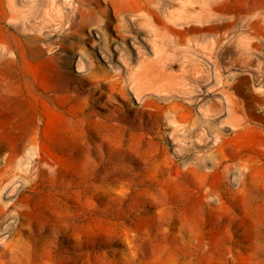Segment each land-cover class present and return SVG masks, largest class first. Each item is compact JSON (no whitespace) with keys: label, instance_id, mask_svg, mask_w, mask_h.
I'll return each mask as SVG.
<instances>
[{"label":"rangeland","instance_id":"374dc122","mask_svg":"<svg viewBox=\"0 0 264 264\" xmlns=\"http://www.w3.org/2000/svg\"><path fill=\"white\" fill-rule=\"evenodd\" d=\"M151 1L0 0V264H158L153 245L191 235L172 201H197L181 172L208 153L194 181L215 248L220 138L264 161V0ZM184 6L202 22L142 17ZM248 231L264 245V226Z\"/></svg>","mask_w":264,"mask_h":264},{"label":"bare ground","instance_id":"6f19581e","mask_svg":"<svg viewBox=\"0 0 264 264\" xmlns=\"http://www.w3.org/2000/svg\"><path fill=\"white\" fill-rule=\"evenodd\" d=\"M11 1V0H10ZM13 1V0H12ZM58 0H55V2ZM81 1V6H83L85 4V2H90V0H79ZM127 1V0H126ZM129 1V0H128ZM239 3H245L247 2V0H237ZM43 2V1H42ZM41 2V3H42ZM48 2V1H47ZM46 2V4H47ZM115 2V1H114ZM132 2V1H131ZM130 2V3H131ZM134 2V0H133ZM137 3V1H135ZM140 2V0H139ZM149 2V0H148ZM151 3H153L150 0ZM149 2V3H150ZM213 2V1H212ZM10 3V2H9ZM32 3V2H31ZM50 3V2H49ZM57 3V2H56ZM70 3V2H69ZM73 3V2H72ZM125 3V2H124ZM150 3V4H151ZM36 4V3H35ZM43 4V3H42ZM87 4V3H86ZM133 4V3H132ZM139 4V3H137ZM148 4V3H147ZM40 5V4H39ZM49 5V4H47ZM96 5V4H95ZM135 5V4H134ZM143 5V3H142ZM53 6V5H52ZM74 6V5H73ZM80 6V5H79ZM102 6V5H101ZM117 6V5H116ZM139 6V5H138ZM158 6V5H156ZM183 6V5H182ZM214 4L212 5L213 8ZM55 7L58 9V7L55 5ZM54 7V8H55ZM96 7V6H95ZM99 7V6H98ZM119 7V6H118ZM185 7V6H184ZM182 7L181 9H171V10H166V9H150L147 10L148 14L147 15H143L142 17H144L145 20H157L158 22H165V19H162V16L164 15L167 19L169 20H173V21H179L180 18H192L194 21L192 22H202V17L199 16V14H192V10L187 9V7ZM81 8V7H79ZM90 8V7H89ZM124 8V7H123ZM121 7V9H123ZM151 8V7H150ZM153 8V7H152ZM156 8V7H155ZM167 8V6H166ZM173 8V7H172ZM70 9V8H69ZM73 9V8H72ZM76 9V7H75ZM74 9V10H75ZM120 9V8H119ZM118 9V10H119ZM147 9V8H146ZM145 10V12H147ZM71 10V9H70ZM127 10V9H126ZM126 10H124L126 12ZM129 10V9H128ZM143 10V9H142ZM166 10V11H165ZM97 11V10H96ZM108 11V10H107ZM106 11V12H107ZM120 11V10H119ZM140 11V10H139ZM74 12V11H73ZM72 12V14H74ZM93 12V11H92ZM124 12V13H125ZM71 13V12H70ZM80 13V12H79ZM86 13V12H85ZM95 13V12H94ZM105 13V12H104ZM127 13V12H126ZM125 13V14H126ZM130 13V12H129ZM128 13V15H129ZM135 13V12H133ZM91 14V13H90ZM93 14V13H92ZM108 14V13H107ZM116 14V13H115ZM121 14V12L119 13ZM131 14V13H130ZM139 14V13H138ZM146 14V13H143ZM27 15V14H25ZM86 16V14H83ZM87 15H89V13H87ZM95 15V14H94ZM123 15V14H122ZM136 15V14H134ZM212 15V13H211ZM73 16V15H72ZM81 16V15H80ZM107 16V15H106ZM127 16V14H126ZM131 16V15H130ZM163 16V18H164ZM61 16H59L60 19ZM124 17V16H123ZM15 18V17H14ZM109 18V17H107ZM119 18V17H118ZM27 19V18H26ZM78 19V18H77ZM75 18V20H77ZM117 19V18H116ZM115 19V20H116ZM143 19V20H144ZM154 20V21H155ZM191 20V19H190ZM9 21V20H7ZM107 21H110L107 19ZM120 21V20H117ZM134 21V20H133ZM142 21V20H141ZM187 21V20H186ZM76 21H74L75 23ZM100 22V20H99ZM156 22V21H155ZM157 22V23H158ZM188 22V21H187ZM59 23V21H58ZM77 23H79L77 21ZM115 23V22H114ZM145 23V22H144ZM148 23V22H147ZM167 23V22H166ZM260 23V19L256 18L255 20L251 21L248 25L253 26L254 24H258ZM83 24V23H82ZM108 24V22H107ZM117 24V23H116ZM115 24V25H116ZM129 24V23H128ZM132 24V23H131ZM134 24V23H133ZM169 24V23H168ZM172 24V23H170ZM176 24V23H173ZM180 24V23H179ZM183 24V23H182ZM76 25V24H75ZM110 25V24H109ZM149 25V23L147 24ZM165 25V24H163ZM80 26V25H79ZM117 26V25H116ZM171 26V25H170ZM177 26V25H176ZM125 27V26H124ZM150 27V26H149ZM153 27V26H152ZM168 28V27H167ZM166 28V29H167ZM79 29V28H78ZM126 29V28H125ZM128 30V29H127ZM126 30V31H127ZM172 30V29H171ZM105 31V30H104ZM123 31V30H122ZM125 31V30H124ZM150 31V30H149ZM155 31V30H154ZM162 31V30H161ZM160 31V33H161ZM174 31V30H173ZM176 31H180V30H176ZM151 32V31H150ZM149 32V33H150ZM164 32V30H163ZM162 32V33H163ZM171 32V31H170ZM156 33V32H155ZM181 33V32H180ZM121 35V32L119 33ZM154 34V33H153ZM159 34V33H158ZM173 34V32H172ZM170 35V34H169ZM169 37L172 38V37ZM176 35V34H175ZM162 35H160L161 37ZM164 36V35H163ZM10 37V36H9ZM174 37V34H173ZM177 37V36H176ZM153 38V37H152ZM155 38V37H154ZM164 38V37H163ZM184 38V37H183ZM159 39H162L159 38ZM167 39V38H166ZM174 39V38H172ZM178 39H182V38H178ZM178 39H176L178 41ZM157 40V39H156ZM163 40V39H162ZM168 40V39H167ZM175 40V41H176ZM186 40V39H185ZM125 41V40H124ZM165 38L164 41L165 42ZM176 41V44H177ZM181 41V40H180ZM180 41L178 43H180ZM170 42V40H169ZM172 42V40H171ZM170 42V43H171ZM158 45L160 44V42H157ZM169 43V45H170ZM218 43L217 40H215V45ZM156 44V42L154 43ZM174 44V43H172ZM107 45V43H106ZM153 45V43H152ZM163 45V44H162ZM213 45V48L214 46ZM110 46V44H109ZM167 46V45H166ZM123 47V46H122ZM126 47V46H125ZM154 47V46H153ZM156 48V47H155ZM128 50V49H127ZM139 50V49H138ZM160 50V47H159ZM169 50V49H167ZM213 50V49H212ZM120 52V50L118 51ZM124 52V51H123ZM122 52V53H123ZM126 52V51H125ZM156 52V51H155ZM159 52V51H158ZM164 52V51H163ZM213 52V51H211ZM111 53V52H110ZM121 53V52H120ZM121 53V54H122ZM109 54V52H108ZM155 54H159V53H155ZM110 55V54H109ZM113 55V54H112ZM124 55V54H122ZM140 55V54H139ZM161 55V54H160ZM215 56L217 57V52H215ZM123 56H121L122 58ZM129 57V56H128ZM141 57V56H140ZM160 57V56H159ZM210 57V56H209ZM214 57L216 60L217 58ZM112 58V57H111ZM125 58V57H124ZM146 58V57H144ZM142 57V59H144ZM110 59V58H108ZM147 59V58H146ZM210 59V58H209ZM111 60V59H110ZM123 60V58H122ZM165 60V58H164ZM163 60V62H164ZM211 60H213L211 58ZM125 63V59L123 60ZM122 62V61H121ZM127 62V60H126ZM140 62V61H139ZM158 62V61H157ZM162 62V63H163ZM129 63V62H128ZM130 64V63H129ZM195 64V62H194ZM212 64V63H211ZM141 65V63H140ZM215 65V64H214ZM128 66V65H127ZM186 66V65H185ZM197 65H194V68ZM140 67V66H139ZM138 69H141L139 68ZM192 68V67H191ZM193 68V69H194ZM137 69V70H138ZM199 69V68H198ZM128 70V69H127ZM126 70V71H127ZM132 71V69H130ZM182 70V69H181ZM184 70V69H183ZM182 70V71H183ZM192 70V69H191ZM197 70V69H195ZM187 71V69H186ZM186 71L182 72V74L186 75ZM137 72V71H136ZM195 72V71H194ZM198 72V70L196 71ZM129 73V71L127 72ZM134 73V72H133ZM132 73V74H133ZM131 74V75H132ZM190 76V75H189ZM189 76L187 75V77L189 78ZM185 77V76H184ZM193 77V76H192ZM192 77L190 79H192ZM194 78V77H193ZM185 79V78H184ZM186 81L188 79H185ZM184 80V82H185ZM130 82V80H129ZM128 82V83H129ZM106 83V82H105ZM119 82L117 81H111L110 85H111V90L112 91H116L119 94H123L124 91V86L118 85ZM134 84L136 82H133ZM131 84L130 88L132 87ZM179 83V82H178ZM103 85V84H102ZM145 85V84H144ZM173 85V84H172ZM141 87V84L138 85V87ZM179 86V85H178ZM126 87V86H125ZM129 87V86H127ZM135 87V85L133 86ZM146 87V86H145ZM183 87V86H182ZM155 88V87H154ZM157 88V86H156ZM158 87V90L159 91ZM168 88V87H167ZM173 88V87H172ZM133 89V88H132ZM162 88H160L161 90ZM175 89V87L173 88ZM177 89V87H176ZM183 89V88H182ZM151 90V88H150ZM172 90V89H171ZM133 91V90H132ZM138 91V89H137ZM136 91V92H137ZM147 91V89H146ZM152 91V90H151ZM163 91V90H162ZM161 91V92H162ZM135 92V93H136ZM139 92V91H138ZM148 92V91H147ZM164 92L166 93V91L164 90ZM168 92H170L168 90ZM167 92V93H168ZM181 91H179L178 93H180ZM141 93V92H140ZM160 93V91H159ZM171 93V92H170ZM139 94V93H137ZM145 94V93H144ZM124 95V94H123ZM143 95V94H142ZM160 95V94H159ZM163 95V94H162ZM161 95V96H162ZM169 95L166 94L165 96ZM141 97V95H140ZM164 97V96H162ZM169 97V96H167ZM179 97V96H178ZM166 98V97H165ZM181 98V96L179 97ZM167 99V98H166ZM165 99V100H166ZM169 99V98H168ZM167 99V100H168ZM170 100V99H169ZM182 100V99H181ZM180 101V100H179ZM146 103V102H145ZM159 104V103H157ZM122 106V105H121ZM149 105L146 106L147 107ZM118 107V106H117ZM116 107V108H117ZM161 107V106H160ZM159 108V107H158ZM119 109V108H118ZM169 109V108H168ZM143 110V109H142ZM149 110V108H148ZM168 111V110H167ZM142 112V111H141ZM148 113H150L148 111ZM165 113V112H164ZM163 113V114H164ZM156 115V114H155ZM196 121V120H195ZM168 124V123H167ZM198 124V122L195 125ZM166 125V124H165ZM171 125V124H170ZM168 126V125H167ZM182 126V125H181ZM180 126V127H181ZM193 126V125H192ZM191 126V128H193ZM263 126V125H262ZM177 127V125H176ZM175 127V128H176ZM179 127V128H180ZM185 128V127H184ZM173 129V127H172ZM190 129V128H189ZM194 129V128H193ZM191 130V129H190ZM171 131V130H170ZM174 131V130H173ZM182 131V130H181ZM184 131V129H183ZM180 132V131H179ZM182 133V132H180ZM176 134V133H175ZM190 134V133H189ZM174 135V134H173ZM177 135V134H176ZM184 135V134H182ZM179 137V135H177ZM166 137V136H165ZM172 137V136H171ZM174 141L177 142V140L181 141L179 137V139ZM184 137V136H183ZM157 138V137H156ZM184 139V138H183ZM186 139V138H185ZM189 140L191 138H188ZM189 140L188 143H189ZM220 142L218 145V148L221 149L222 154L219 157V159L217 161H215L216 163H214L213 165V170L207 172V174H210V176H212V180L209 183V185L213 186L214 190H215V194H216V199H215V207H217V213L216 215L213 217V219L211 220V224L210 227L208 228V231H212V230H216L215 231V235L213 237V241L215 242V248L210 249L209 251L206 250V241L204 239V235H203V228H204V223L201 222L202 219L204 218L203 215H201L203 208H204V199H203V193L201 190V187H198V185L196 184V182L194 181V179L196 178L197 174L202 173L203 170H205V164H207V158H209V153L207 155V158L204 157H199L197 158L192 164L193 165H188L186 168V171L181 172L182 175H188L190 177H193V181L194 182V186H192L191 189H189L191 191V193L196 196L197 194H195L196 192L198 193V195L196 196L197 201H193V202H187L184 206V209L181 210L180 208V203L179 200L181 198H177L175 197L173 199L172 202H174L175 200V204L176 206H178L176 208V212H181L180 214V220L182 223V226L189 229L190 230V234L189 237L183 239V240H179L178 238H173V244L175 245L174 247H169L167 245H161V246H155L153 245L152 250H153V255L157 257L158 259V264H194L196 262V260L198 259V257H201L200 260L202 262V264H204V260L207 258V254L212 253L214 254L215 251H218V262L216 261L215 264H264V245L260 244L259 242H257L255 239L253 240L252 237V233L249 230V226L251 221L256 222V225H262L264 226V161H260L255 159L254 157H252L248 151H245V149L243 148H236L233 145H231L230 139L227 138H220ZM171 141V140H170ZM172 141V142H174ZM192 141V140H191ZM167 142V141H166ZM171 142V143H172ZM174 142V143H175ZM154 143L156 144L155 140ZM181 143V142H180ZM154 144V145H155ZM168 144V143H167ZM187 144V143H186ZM190 144V143H189ZM195 144V143H194ZM179 145V144H178ZM182 145V144H181ZM185 145V144H184ZM206 145V144H205ZM204 145V146H205ZM191 146V145H190ZM153 147V146H152ZM156 147V146H155ZM182 147V146H181ZM207 147V146H205ZM187 148V147H185ZM189 148V146H188ZM178 151V149L176 150ZM182 151V150H180ZM185 151V150H184ZM137 153V152H136ZM178 154V152H176ZM180 154V153H179ZM178 154V155H179ZM188 154V153H187ZM138 155V154H137ZM181 155V154H180ZM182 156V155H181ZM186 156V155H185ZM139 157V156H138ZM144 157V156H143ZM176 157V156H175ZM183 158V157H182ZM211 158V156H210ZM209 158V159H210ZM140 159V157H139ZM193 160V159H192ZM211 161V160H210ZM162 162V161H161ZM164 162V161H163ZM183 171V169H182ZM158 172V171H157ZM156 173V172H154ZM152 172V175L154 174ZM180 173V172H178ZM170 174V173H169ZM177 175V174H176ZM4 177V176H3ZM0 178V180L5 179V178ZM143 177V176H142ZM146 177V176H145ZM175 177V176H174ZM159 178V177H158ZM177 178V177H176ZM143 179V178H142ZM156 179V178H155ZM139 181V180H138ZM148 181V179H147ZM154 181V180H153ZM142 182V181H141ZM140 182V183H141ZM149 183V182H148ZM152 183V182H151ZM7 184V183H5ZM4 184V186H5ZM167 184V182H166ZM164 185V184H163ZM3 186V187H4ZM7 186V185H6ZM121 186V185H120ZM125 186V185H124ZM161 186V185H158ZM162 187V186H161ZM174 187V186H173ZM135 188V187H134ZM170 188V187H169ZM172 188V187H171ZM198 188V189H196ZM160 189V188H159ZM123 190V189H122ZM136 190V189H135ZM134 190V191H135ZM161 190V189H160ZM114 191V190H113ZM126 191V190H124ZM129 191V190H128ZM1 193V192H0ZM112 194V193H111ZM154 195V194H153ZM154 198V197H152ZM151 198V199H152ZM149 199V198H148ZM150 199V201H151ZM211 201H213L211 199ZM149 202V201H148ZM152 202V201H151ZM156 203V202H155ZM161 205H163L162 203H160ZM173 204V205H175ZM143 205V204H142ZM145 205V204H144ZM156 205V204H155ZM216 210V209H215ZM228 220V221H227ZM117 225V224H116ZM115 226V224H114ZM120 225H118L119 227ZM117 227V228H118ZM121 228V227H120ZM235 229H243L244 232L241 233L238 237H236L234 235V230ZM120 230V229H119ZM113 232V231H112ZM117 232V229H116ZM119 233V232H117ZM196 234V235H195ZM149 252V251H148ZM208 252V253H206ZM150 262V261H148ZM152 263V261H151ZM149 263V264H151Z\"/></svg>","mask_w":264,"mask_h":264}]
</instances>
